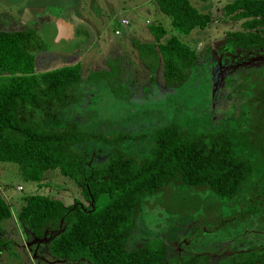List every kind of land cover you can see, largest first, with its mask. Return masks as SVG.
I'll return each mask as SVG.
<instances>
[{
	"label": "trees",
	"instance_id": "obj_1",
	"mask_svg": "<svg viewBox=\"0 0 264 264\" xmlns=\"http://www.w3.org/2000/svg\"><path fill=\"white\" fill-rule=\"evenodd\" d=\"M151 1L169 28L155 21L147 28L152 39L136 38L133 44L144 64L153 70L161 67L167 87L181 90L198 64L197 46L202 43L201 37L193 38V45L181 38L204 33L213 17L190 0ZM222 17L239 23L225 34L232 51L264 54V0H234L223 6ZM131 21L123 17L115 34L128 32ZM19 26L0 28V162L16 164L36 188L43 187L49 171H57L74 182L83 200L66 205L33 193L14 209L0 191V254H11L17 242L10 232L15 219L36 241L50 233L46 243L51 259L65 264H264V246L232 253L217 263L203 254L170 258L169 245L161 238L126 247L145 200L170 185L209 191L240 204L244 219L264 213V128L256 129L248 108L256 101V114L264 113L263 69L248 74L246 86L253 97L240 102L227 96L238 119L226 126L214 127L212 118L205 117L202 126L196 121L180 127L163 118L148 123L149 132L103 134L72 122L74 110L81 113L90 86L125 82L120 58H110L108 69L90 72L84 80L79 62L38 72L34 54L44 49L43 42L36 29ZM186 110L187 117L195 115ZM252 131L261 137L258 144H253ZM92 149L105 153V159L90 162L87 152Z\"/></svg>",
	"mask_w": 264,
	"mask_h": 264
},
{
	"label": "rangeland",
	"instance_id": "obj_2",
	"mask_svg": "<svg viewBox=\"0 0 264 264\" xmlns=\"http://www.w3.org/2000/svg\"><path fill=\"white\" fill-rule=\"evenodd\" d=\"M190 1L198 10L209 12L213 21L204 33L181 38L190 45H193V38L201 37L202 40L197 46L198 64L181 90L167 87L161 67L153 70L152 66L144 64L133 44L136 38L142 42L152 39L147 28L155 21L169 28L167 19L156 11L151 0H0V27L14 30L25 23L36 29L44 46L34 54L38 72L79 62L84 80L90 72L108 69V60L120 58L125 82L113 81L109 85L108 81L107 87L90 86L85 92L81 113L74 110L77 112L72 122L80 126L103 134H133L151 131L147 124L163 118L183 127L196 121L202 126L201 121L206 117L212 118L214 127H223L238 119L235 107L226 101L227 96L239 97L240 102L253 97L254 92L252 94L246 86V82L249 85L248 74L264 70V54L232 51L228 47L225 34L238 28L239 23L224 20L222 10L225 4L234 0ZM31 6L35 10L41 9V13L35 17L28 13ZM59 17L73 24L72 40L58 36L54 20ZM123 17L132 20L133 24L123 36L116 35L115 29L121 27L119 21ZM256 79L257 75L253 81ZM112 88L118 91L112 92ZM255 103H250L248 108H252L256 129L261 132L264 113L256 114ZM185 108L188 114L195 112V115L187 117ZM112 114L121 119L109 117ZM123 116H130L131 120ZM250 134L254 136L253 144H258L261 137L256 136L257 131ZM87 156L95 164L106 157L105 153L94 149L88 151ZM49 172L52 173L43 179V187L36 188V183L23 178L16 164L0 162L1 194L14 209L16 204L24 202V197L33 193L49 195L66 205L76 198L82 199L80 189L72 180L57 171ZM231 203L216 198L209 191L170 185L145 200L126 247H139L151 238H161L169 245L170 258L180 254H203L209 255L214 263L252 246L262 248L264 213L244 219L240 204ZM13 221L15 224L10 232L17 242L11 254L7 251L0 254V264H65L51 259L46 243L52 237L50 233L44 240L36 241L26 226L23 229L15 219ZM195 227L198 230H194ZM70 264L90 262L81 260Z\"/></svg>",
	"mask_w": 264,
	"mask_h": 264
},
{
	"label": "water",
	"instance_id": "obj_3",
	"mask_svg": "<svg viewBox=\"0 0 264 264\" xmlns=\"http://www.w3.org/2000/svg\"><path fill=\"white\" fill-rule=\"evenodd\" d=\"M54 22L57 27V34L60 38L67 41L73 39L74 27L71 22L65 20L64 18H59L54 20Z\"/></svg>",
	"mask_w": 264,
	"mask_h": 264
},
{
	"label": "crops",
	"instance_id": "obj_4",
	"mask_svg": "<svg viewBox=\"0 0 264 264\" xmlns=\"http://www.w3.org/2000/svg\"><path fill=\"white\" fill-rule=\"evenodd\" d=\"M35 7H30L29 8V12L28 13H30V14H33V16L35 17V16H37L39 13H41V9L40 10H38L37 8H36V10L34 9ZM59 18H61V17H59ZM63 18V17H62ZM67 20V19H66ZM70 22V21H69ZM0 26H2L1 24H0ZM21 26H31L30 24L29 25H26L25 23H23V24H21ZM74 27V26H73ZM0 28H3V27H0Z\"/></svg>",
	"mask_w": 264,
	"mask_h": 264
},
{
	"label": "built area",
	"instance_id": "obj_5",
	"mask_svg": "<svg viewBox=\"0 0 264 264\" xmlns=\"http://www.w3.org/2000/svg\"><path fill=\"white\" fill-rule=\"evenodd\" d=\"M19 189H21V187H19Z\"/></svg>",
	"mask_w": 264,
	"mask_h": 264
},
{
	"label": "flooded vegetation",
	"instance_id": "obj_6",
	"mask_svg": "<svg viewBox=\"0 0 264 264\" xmlns=\"http://www.w3.org/2000/svg\"><path fill=\"white\" fill-rule=\"evenodd\" d=\"M35 240V239H34Z\"/></svg>",
	"mask_w": 264,
	"mask_h": 264
}]
</instances>
